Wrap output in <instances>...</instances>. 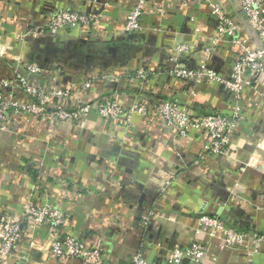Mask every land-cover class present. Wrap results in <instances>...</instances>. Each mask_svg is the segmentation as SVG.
<instances>
[{
  "label": "crops",
  "instance_id": "crops-1",
  "mask_svg": "<svg viewBox=\"0 0 264 264\" xmlns=\"http://www.w3.org/2000/svg\"><path fill=\"white\" fill-rule=\"evenodd\" d=\"M216 1L238 19L234 0ZM192 3L146 0L142 30L130 36L123 25L134 0H0V52L13 47L9 56L0 55V80L14 76L12 55L24 61L49 58L50 69L31 76L32 82L71 87L67 106L93 107L74 121L51 124L22 114L0 128V216L12 212L23 221L29 199L48 202L66 213L67 229L89 247L101 240L111 264H131L136 252L149 264H168L171 248H184L194 239L200 213L219 214L235 227L264 232V98L245 91L235 102L217 82L171 73L176 66L191 70L203 63L221 76L231 73L235 47L224 40L212 43L217 19L207 3ZM58 9L100 18L91 26L16 41L17 34L45 23ZM184 43L191 53L176 51ZM141 67L147 71L145 79L136 75ZM104 73L122 78L93 81L80 89ZM111 94L123 106L166 99L195 113L231 115L239 108L231 149L227 155H207L202 132L191 130L180 137L152 114H132L129 129L104 120L95 106ZM168 175L172 181L163 190L159 186ZM149 212L153 214L145 225L142 216ZM23 230L17 257L5 264H82L49 254L48 225ZM198 264H264V253L248 256L241 247L220 248L213 239Z\"/></svg>",
  "mask_w": 264,
  "mask_h": 264
},
{
  "label": "built area",
  "instance_id": "built-area-1",
  "mask_svg": "<svg viewBox=\"0 0 264 264\" xmlns=\"http://www.w3.org/2000/svg\"><path fill=\"white\" fill-rule=\"evenodd\" d=\"M135 5L126 13L123 25L127 33H135L142 30L141 16L144 12L146 0H134ZM185 4L190 2H205L210 7V13L217 19L212 43L227 41L235 47V58L229 76H221L214 69L201 64L196 69L186 70L176 66L171 73L178 78L194 81L211 80L219 83L238 102L243 93L248 91L264 98V90L261 88L264 75V0H234L254 27L260 45L249 34L239 19L226 13L218 5L216 0H178ZM193 7L196 4H193ZM195 5V6H194ZM100 15L96 13H83L68 9L53 11L46 22L36 26L26 33L15 36L16 41H22L25 36L32 34L56 35L63 30H71L79 26H91L99 21ZM193 19V16H191ZM1 20V15H0ZM156 31V27H152ZM12 45L6 47V52L0 55L9 56ZM178 53H191L190 47L184 43L176 46ZM206 51H209L206 49ZM173 59V57H170ZM12 78L0 80V128L10 121V118L22 114H33L52 124L63 121H74L80 116H86L92 110L89 103H78L73 107L67 106V102L73 98L71 87H56L35 84L31 76L47 71L49 63L43 67L37 61H24L18 54L12 55ZM63 68H54L58 74ZM137 77L145 79L147 71L141 67L137 71ZM122 75L104 73L86 80L80 87L84 89L93 81H119ZM55 81V76L51 78ZM194 94V92H191ZM20 97V98H19ZM95 110L99 117L130 127L129 118L132 114H152L160 119L164 126L180 137H187L191 130L200 131L205 137L203 153L207 155H227L231 149L232 137L235 133L239 117V108L231 115L219 112L195 113L192 108L182 106L177 102L160 99L152 105L143 100H136L129 106H123L117 98L111 94L102 101L96 103ZM254 162V161H253ZM172 181V175H168L161 189ZM237 186V185H236ZM164 190V189H163ZM152 212L142 216L143 224L150 220ZM23 221L12 212H3L0 216V264H5L11 257H17L18 250L24 237L23 228L33 231L38 226L48 225L50 237L48 238V252L52 257L61 260L79 259L82 264H111L102 252V241L89 247L83 240L76 237L67 229V215L65 212L46 202L39 204L29 199L23 205ZM195 237L184 248L175 246L170 249L167 256L168 264H198L207 253L210 241L219 240V247H241L248 256L261 252L264 253V232L240 229L231 225L227 220L223 221L219 215L200 213L195 217ZM200 236H205L201 240ZM131 264H149L136 252L130 257Z\"/></svg>",
  "mask_w": 264,
  "mask_h": 264
},
{
  "label": "water",
  "instance_id": "water-1",
  "mask_svg": "<svg viewBox=\"0 0 264 264\" xmlns=\"http://www.w3.org/2000/svg\"><path fill=\"white\" fill-rule=\"evenodd\" d=\"M238 15V19H239V21L242 23V25L250 32V33H252L251 35L253 36V38L255 39V41H256V43H257V45L259 46L260 45V41H259V39H258V36H257V33H256V31H255V29H254V27L249 23V21H248V19H247V17L242 13V12H240L239 11V13H237ZM132 35H136L135 33H131L130 34V36H132ZM38 62H39V64L41 65V66H43V67H46L47 65H46V63L48 62V63H50V59L49 58H44L43 59V61H41V60H37ZM219 215V214H218ZM220 216V215H219ZM220 218L223 220V221H225L226 220V217H222V216H220Z\"/></svg>",
  "mask_w": 264,
  "mask_h": 264
},
{
  "label": "rangeland",
  "instance_id": "rangeland-1",
  "mask_svg": "<svg viewBox=\"0 0 264 264\" xmlns=\"http://www.w3.org/2000/svg\"><path fill=\"white\" fill-rule=\"evenodd\" d=\"M13 68V67H12ZM60 68H62V67H60ZM20 98V97H19ZM31 115H33V114H31ZM34 116V115H33ZM65 122H67V121H65ZM49 123H51V122H49ZM52 124V123H51Z\"/></svg>",
  "mask_w": 264,
  "mask_h": 264
},
{
  "label": "trees",
  "instance_id": "trees-1",
  "mask_svg": "<svg viewBox=\"0 0 264 264\" xmlns=\"http://www.w3.org/2000/svg\"><path fill=\"white\" fill-rule=\"evenodd\" d=\"M240 229H245V228H240Z\"/></svg>",
  "mask_w": 264,
  "mask_h": 264
}]
</instances>
